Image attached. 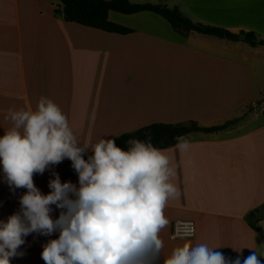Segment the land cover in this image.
Here are the masks:
<instances>
[{"label":"crops","instance_id":"crops-1","mask_svg":"<svg viewBox=\"0 0 264 264\" xmlns=\"http://www.w3.org/2000/svg\"><path fill=\"white\" fill-rule=\"evenodd\" d=\"M141 1L264 39V0ZM59 9V0H0V137L13 126L9 109L35 110L41 97L61 108L81 145L156 123L209 128L237 119L215 133L190 134L187 151L161 149L175 167L180 196L164 209L160 264L185 242L207 243L233 260L254 252L264 262V220L258 218L256 229L248 220L264 207V46L181 35L151 12H111L112 22L134 30L121 35L66 22ZM54 173L79 187L65 159L34 175L42 194L50 193ZM26 192L8 185L0 164V221L20 211ZM51 207L57 219L61 210ZM188 220L197 223V236L171 239L173 223ZM58 238L59 232L30 234L18 249L24 255L11 264H45L43 246Z\"/></svg>","mask_w":264,"mask_h":264},{"label":"clouds","instance_id":"clouds-1","mask_svg":"<svg viewBox=\"0 0 264 264\" xmlns=\"http://www.w3.org/2000/svg\"><path fill=\"white\" fill-rule=\"evenodd\" d=\"M7 119L13 126L0 137V164L8 185L27 192L20 211L0 221V264L24 255L18 249L30 234L56 232L59 238L43 246L45 264H160L159 234L168 224L164 209L180 190L172 183L170 158L150 138L131 139L126 150L111 138L81 145L68 117L46 97L35 110L9 109ZM176 139L181 151L190 148L186 137ZM65 159L72 162L79 187L54 173L50 193L42 194L34 175ZM52 205L61 210L57 219ZM192 234L188 229L182 235ZM238 253L233 260L207 243L185 242L164 264H264L254 252Z\"/></svg>","mask_w":264,"mask_h":264},{"label":"trees","instance_id":"trees-1","mask_svg":"<svg viewBox=\"0 0 264 264\" xmlns=\"http://www.w3.org/2000/svg\"><path fill=\"white\" fill-rule=\"evenodd\" d=\"M59 2L61 9L56 13L63 17L66 22L121 35L133 33L134 30L112 22L109 19L111 12L124 15L151 12L164 18L173 30L181 35L195 32L233 42H243L252 47L264 46V39L259 38L253 31H241L239 34H234L224 28L196 23L186 17L178 7L169 8L165 4H137L129 0H59ZM236 122L237 119H234L222 125L209 128L201 127L196 122L179 124L156 123L130 133H124L114 139L118 146L126 150L129 147L127 141L131 139L144 141L150 138L152 145L161 150L177 145V137H186L188 139L189 135L194 132L215 133ZM85 159H87V155H85ZM258 211L259 209L248 216L249 224L253 229L257 228L256 224L259 221L256 215Z\"/></svg>","mask_w":264,"mask_h":264},{"label":"built area","instance_id":"built-area-1","mask_svg":"<svg viewBox=\"0 0 264 264\" xmlns=\"http://www.w3.org/2000/svg\"><path fill=\"white\" fill-rule=\"evenodd\" d=\"M191 229L192 235L190 237H183V232L185 230ZM198 226L195 221L188 220V221H177L173 223L172 230H171V239L173 240H183V239H194L197 236Z\"/></svg>","mask_w":264,"mask_h":264},{"label":"rangeland","instance_id":"rangeland-1","mask_svg":"<svg viewBox=\"0 0 264 264\" xmlns=\"http://www.w3.org/2000/svg\"><path fill=\"white\" fill-rule=\"evenodd\" d=\"M131 1V0H129ZM131 2H134V3H137V4H140V2H143L141 0H134V1H131ZM261 105V102L260 103H256V108H259V106ZM250 109L251 108H255V107H249ZM257 217L264 220V207H262L261 209H259V211L257 212Z\"/></svg>","mask_w":264,"mask_h":264}]
</instances>
